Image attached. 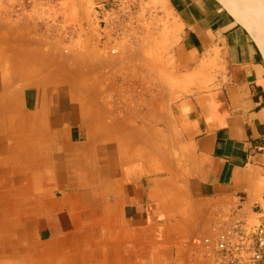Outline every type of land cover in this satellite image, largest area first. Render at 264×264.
<instances>
[{"label":"crops","instance_id":"1","mask_svg":"<svg viewBox=\"0 0 264 264\" xmlns=\"http://www.w3.org/2000/svg\"><path fill=\"white\" fill-rule=\"evenodd\" d=\"M145 3L158 15L150 30L161 21L177 29L160 70L183 81L204 77L206 83L180 91L169 105L157 96L142 100L140 78L153 73L135 53L122 54L116 65L107 62L112 69L105 78L121 80L105 79V98L74 86L24 85L19 106L31 133L23 149L42 161V173H55L45 185L54 196L45 198L40 184H23L27 202L14 201L29 213L10 217L22 240L6 261L23 264L22 256L37 249L41 264L46 252L57 257L53 264H187L183 249L208 230L217 210L240 205L244 220L260 214L264 221L259 45L222 0ZM135 31L139 36L128 41L139 47L144 22ZM115 34L106 29L105 38ZM118 35L117 41L126 36ZM158 127L175 130L166 134L165 157L157 148ZM174 149L182 153L180 162ZM98 222L105 228L95 230ZM49 239L54 241L48 246Z\"/></svg>","mask_w":264,"mask_h":264},{"label":"rangeland","instance_id":"2","mask_svg":"<svg viewBox=\"0 0 264 264\" xmlns=\"http://www.w3.org/2000/svg\"><path fill=\"white\" fill-rule=\"evenodd\" d=\"M231 1L228 3L231 4ZM232 3V12L236 13L238 21L253 36L261 50L264 43V0H233ZM144 6L153 8V12L142 21L145 32L141 39L145 40L138 47L128 41V38L139 36L135 30L127 32L120 41L111 43L110 38H105L103 43L94 18L95 5L92 0H0V85L7 77L18 76L17 82L8 78L11 86L6 89L5 95L0 87V96L4 98L8 93L17 96L18 88L15 85H35L40 82V85L50 88L74 86L94 91L97 97L105 98V79L116 82L121 80L118 76L105 78V71L112 69V65L107 62H115L116 65V60L122 54L135 53L143 60L138 62L139 65H144L148 74L153 73L140 78L142 87H146L141 93L142 100L155 99L157 96L158 101L169 105L181 97L180 91L194 83H206L204 77L183 81L173 72L165 71V68L160 70L161 63L168 57L176 40L177 29L169 22L161 21L157 30H150L158 16L155 14L157 10L149 3H144ZM231 8H228L230 12ZM111 49H115L116 53L111 54ZM133 80L132 78L131 81ZM133 94L130 93L129 97H133ZM20 96L14 97L15 101L20 103ZM164 129L157 128V148L165 157L170 145L165 140L166 134H175V130L172 132ZM173 151L175 161L180 162L181 151ZM18 167L21 169L24 166ZM26 167L19 173L28 172ZM40 171L42 172L41 169ZM31 183L33 187L36 185ZM40 186L45 198L54 196L43 185V180ZM33 191L37 192L36 189ZM0 203L3 205L6 201L2 200ZM8 204L10 200L7 201V206ZM103 227L105 228L104 223L98 222L94 228L98 230ZM51 232L53 231L50 230ZM49 240V245H52L54 240ZM184 251L185 248L182 254ZM66 256L68 255L65 254ZM56 258L55 254L46 252L45 262L58 263Z\"/></svg>","mask_w":264,"mask_h":264},{"label":"built area","instance_id":"3","mask_svg":"<svg viewBox=\"0 0 264 264\" xmlns=\"http://www.w3.org/2000/svg\"><path fill=\"white\" fill-rule=\"evenodd\" d=\"M145 0H108L94 7V18L105 43V29L116 32L119 39L130 30H135L141 23L140 18L146 19L152 15L153 8L144 6ZM137 24V25H136ZM128 28V29H127ZM111 54L116 50L111 49ZM241 206L220 209L213 215L208 230L194 238L186 247L187 264H264V221L257 214L252 221L242 218Z\"/></svg>","mask_w":264,"mask_h":264},{"label":"bare ground","instance_id":"4","mask_svg":"<svg viewBox=\"0 0 264 264\" xmlns=\"http://www.w3.org/2000/svg\"><path fill=\"white\" fill-rule=\"evenodd\" d=\"M222 1L230 4L228 3V1L230 0ZM232 1L231 4H233ZM261 52L264 57V43L261 46ZM8 78L12 79V81L14 82H17L18 76H9L7 77V80L5 79L3 84L1 83L0 87H2L1 89L3 90L2 94H4V92H6V89L11 86L10 83H8ZM15 86L18 88V90L16 91L17 96H13L10 93H8V95H6L4 98L3 96H0V202L2 200L6 201V204L4 203L2 205L0 203V264H13L11 260L6 261L3 257L12 258V256L15 255L14 252H17L14 251L15 245H17L18 242L22 240V233L19 231V229H17V227H15V221L13 219L11 220L10 217L16 216V220L17 217L20 218L22 214H25L27 212L23 208H16L18 202L14 201V198H16V200L19 199V202H21L19 203V205H25V203L27 202L24 201L21 196V194H28V186L23 185L24 181H26L27 184L33 182L38 187L43 180V185L48 186L53 183V179L55 176V173H42L39 171V166L41 165L42 161H40L38 157H26L25 155L23 147L25 148V145L27 143V136L31 132L28 131L29 128L24 123V118H22V114H26L24 112L21 113L19 102L15 101L14 99V97L17 98L18 96H20V89H23L24 86L21 85L22 88L20 85ZM19 165L24 167H21V169H19ZM25 166H27L26 169L28 170V172L19 173L20 171L23 172V170H25ZM61 175L62 174L60 172L57 173L58 178H61ZM25 176H28V180H26ZM9 200L11 205L7 206V201ZM47 245H49V243H47ZM24 252H26V250ZM26 253L24 254V256H22L23 264H41V257L37 254V249H35L33 252H28L27 254Z\"/></svg>","mask_w":264,"mask_h":264}]
</instances>
